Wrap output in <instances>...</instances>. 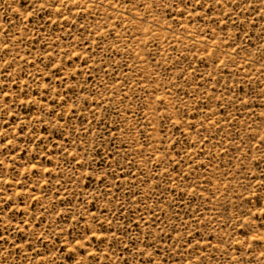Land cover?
I'll list each match as a JSON object with an SVG mask.
<instances>
[{"label":"rangeland","instance_id":"rangeland-1","mask_svg":"<svg viewBox=\"0 0 264 264\" xmlns=\"http://www.w3.org/2000/svg\"><path fill=\"white\" fill-rule=\"evenodd\" d=\"M0 264H264V0H0Z\"/></svg>","mask_w":264,"mask_h":264}]
</instances>
